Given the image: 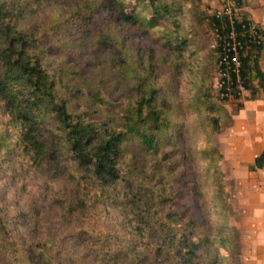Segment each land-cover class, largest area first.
<instances>
[{"label": "trees", "instance_id": "obj_1", "mask_svg": "<svg viewBox=\"0 0 264 264\" xmlns=\"http://www.w3.org/2000/svg\"><path fill=\"white\" fill-rule=\"evenodd\" d=\"M35 7L49 11L51 42L26 22ZM199 11L195 0H0V172L74 170L76 183L53 202L81 222L36 241L16 233L19 216L0 212V264H242L217 145L230 100L208 77L222 50L202 57L185 25ZM208 20L213 35L222 30ZM251 24L264 36L246 13L235 21L246 101L264 94V43L249 37ZM132 31L170 56L134 47ZM63 51L93 55L101 70L86 77ZM110 87L122 105L102 99ZM250 169H264V150Z\"/></svg>", "mask_w": 264, "mask_h": 264}, {"label": "rangeland", "instance_id": "obj_2", "mask_svg": "<svg viewBox=\"0 0 264 264\" xmlns=\"http://www.w3.org/2000/svg\"><path fill=\"white\" fill-rule=\"evenodd\" d=\"M195 1L200 11L196 17H187L185 25L191 26L190 29L194 31L195 36L200 40L202 46L205 47L201 56L207 57L210 55L212 48L216 45L215 36L212 34L211 28L208 25V18L217 12L222 11L225 8V4L223 0ZM246 5L247 2L245 1V6H236L234 16L241 18V16L246 13L244 10ZM33 11H35L34 14L27 19L26 22H28L29 26L40 25V32L44 33L45 28H42V26H44L50 16L48 15L49 11H47V9L40 11L37 7H35ZM101 18L102 16H99L97 19L98 23L101 22ZM96 25L97 24L92 27L95 28ZM44 34H46V32ZM131 34L134 47H137L138 49H146L147 51L150 48L149 51L153 49L158 54L166 55L167 57L170 56V52L158 44L154 39L155 37L144 38L135 31H132ZM45 38L49 42L52 40L49 33L45 35ZM61 57L66 59L69 58L70 61L73 60L77 69L82 70V73L86 77L92 79L94 78L92 76L93 72L98 68L101 70L100 66L94 65V68L93 65H91L90 62L94 56H91L90 54L78 55L76 51H63ZM101 58H104L103 54H101ZM156 64L160 65L158 59ZM93 69L95 70L93 71ZM208 77L212 87L214 86L215 88L214 91L217 92L215 87L218 79L216 65H211ZM179 89L187 92L185 85L179 86ZM115 92L116 91L111 87L101 89V97L106 102L120 106L124 103V99L119 95H115ZM243 98L244 97L241 99ZM216 106L222 105L217 104ZM241 106V101H238L237 99H230L229 102L222 106L228 114V117L224 120L222 125V132L217 139V145L222 151L220 137L225 135L226 129L233 123V114L239 111ZM101 121L102 119L100 118L96 120V122L99 123H101ZM221 167L228 178V193L234 210L233 222L240 235L243 246L242 264H261V255L255 252V250H252L254 253H252V256H248L243 243V233L244 230H248L250 222L248 220L244 221L243 219L241 206L236 199V179L232 175L231 164L227 161L226 156L223 159ZM60 172H62V174L55 173L54 171L46 172L38 169H28L27 167L21 166H19L14 172H8L6 174L4 173V170L0 172V175H2V178H0V212L9 218L15 219V217L19 216L17 219L18 224L15 227L17 234L29 238L30 240L38 241L50 232L68 233L70 230H73L74 227L80 226V220L76 222L64 220L59 208L53 202V198L58 191L73 187L76 183L73 177L74 170L65 167L61 168ZM22 212H29L30 215H23L21 217L19 214ZM117 221H119L118 213L110 210V213H108L104 222L113 228V224L117 223Z\"/></svg>", "mask_w": 264, "mask_h": 264}, {"label": "crops", "instance_id": "obj_3", "mask_svg": "<svg viewBox=\"0 0 264 264\" xmlns=\"http://www.w3.org/2000/svg\"><path fill=\"white\" fill-rule=\"evenodd\" d=\"M245 12L264 31V0H245ZM264 71V54L261 60ZM258 99H239L242 106L233 114V123L220 137V146L231 164L236 179V199L241 206L244 221L243 243L248 256L257 252L264 264V169L252 171L256 157L264 150V94Z\"/></svg>", "mask_w": 264, "mask_h": 264}, {"label": "built area", "instance_id": "obj_4", "mask_svg": "<svg viewBox=\"0 0 264 264\" xmlns=\"http://www.w3.org/2000/svg\"><path fill=\"white\" fill-rule=\"evenodd\" d=\"M225 8L222 11L214 14L216 19L223 23V28L215 29L216 45L222 50V57L218 64V79L216 82V90L222 99H234L237 97L246 98L251 95L247 90L241 77L242 69V56L241 51L244 46L237 38L235 29V21L237 18L234 16L235 7L239 5L240 0H223ZM236 11V10H235ZM229 23V24H227ZM229 26V30L225 32V28ZM249 37L258 43H264V36L260 34V29L256 24H251L248 27Z\"/></svg>", "mask_w": 264, "mask_h": 264}]
</instances>
